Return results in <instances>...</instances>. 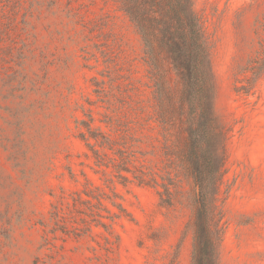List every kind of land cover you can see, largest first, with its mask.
Instances as JSON below:
<instances>
[{
	"label": "rangeland",
	"instance_id": "obj_1",
	"mask_svg": "<svg viewBox=\"0 0 264 264\" xmlns=\"http://www.w3.org/2000/svg\"><path fill=\"white\" fill-rule=\"evenodd\" d=\"M192 2L227 129L219 264H264V72L247 95L235 91L245 84L241 67L264 63V0ZM0 19V264H192V181L163 139L143 46L119 5L0 0ZM98 91H123L143 111L138 135L146 144L137 156L154 167L157 185L121 184L94 165L78 122L92 111L91 126L107 131L100 121L108 104ZM87 181L115 192L128 215L111 234L95 224L79 237L67 234L70 217H81L70 204L59 223L51 219L60 197L71 203ZM169 183L167 205L159 193Z\"/></svg>",
	"mask_w": 264,
	"mask_h": 264
},
{
	"label": "trees",
	"instance_id": "obj_2",
	"mask_svg": "<svg viewBox=\"0 0 264 264\" xmlns=\"http://www.w3.org/2000/svg\"><path fill=\"white\" fill-rule=\"evenodd\" d=\"M115 2L140 37L144 61L155 89L154 116L163 139L169 142L172 155L185 167L192 181L191 263L219 264L222 231L217 200L226 161L227 129L215 111V78L200 19L192 0ZM259 26L264 28V23ZM255 60L251 59L238 70V75H244L245 84L235 87V91L247 95L262 76L264 63L261 65ZM98 92L108 104L104 120L100 121L107 131L91 126L94 122L92 111L87 121L78 122L81 126L78 138L91 153L94 165L103 175L106 170H112L121 184L132 178L139 185H157L154 167L146 166L137 156H144L140 147L146 144L145 137L138 135L143 129L140 124L143 111L139 112L141 109L126 101L128 97L123 91L117 94ZM170 185H160L163 192L159 196L164 197L162 202L167 205L172 196ZM111 192L112 197L87 181L83 191L73 193L71 203H67L64 195L60 197L58 204L52 207L51 219L59 223L62 208L70 204V214L81 217L77 220L74 215L70 217L72 229L67 234L79 237L91 230V224L111 234L114 221L128 216L122 205L114 201L116 193ZM106 201L116 211L110 210Z\"/></svg>",
	"mask_w": 264,
	"mask_h": 264
}]
</instances>
